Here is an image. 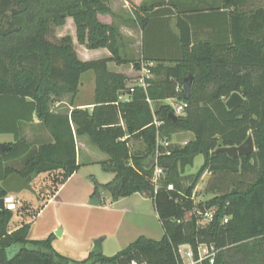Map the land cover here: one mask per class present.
I'll return each instance as SVG.
<instances>
[{
    "label": "trees",
    "instance_id": "16d2710c",
    "mask_svg": "<svg viewBox=\"0 0 264 264\" xmlns=\"http://www.w3.org/2000/svg\"><path fill=\"white\" fill-rule=\"evenodd\" d=\"M158 2L131 4L143 38L154 8L161 7ZM169 2L180 14L193 12L213 23L227 14L230 40L194 42L189 23L177 16L178 53L168 58L143 53V61L156 62L150 67L153 77L145 88L130 89L126 75L107 69L110 60H131L121 53L118 29L97 18L110 13L105 0H0V134H13L6 143L10 149L0 152V183L12 172L31 181L60 171L54 181L56 188L63 184L78 168L74 126L77 135H86L108 155L101 165L114 173L106 183L92 178L89 203L102 205L104 191L112 201L141 193L152 200L163 230L160 239L140 235L111 256L91 253L74 260L54 249L52 234L28 238L29 223L9 230L13 212L0 208V264H178L177 247L199 243L217 250L212 263L201 264H264V8H245L248 0H198L182 10L177 0ZM67 17L73 18L79 43L107 48L111 58L82 61L70 35H53ZM86 71L95 75L92 109L54 112L52 103L65 94L74 96ZM188 75L193 81L184 99L182 81ZM234 91L244 102L228 109L225 100ZM126 92L129 98L121 99ZM169 98L187 104L183 113L163 103L152 111L150 101ZM171 112L176 121L168 117ZM34 117L52 141L34 145L24 138L19 124ZM180 132H191L193 139L170 143L165 154L158 142ZM248 135L255 147L251 154H211L221 146L240 145ZM131 138L141 143L138 148L130 147ZM197 155L203 162L185 184L183 173ZM20 159L21 168L7 165ZM156 165L162 173L154 181ZM205 172L210 173L206 191L213 196L195 203L193 191ZM6 195L0 186V199ZM208 209L213 218L201 225L200 214Z\"/></svg>",
    "mask_w": 264,
    "mask_h": 264
},
{
    "label": "crops",
    "instance_id": "0c3cea01",
    "mask_svg": "<svg viewBox=\"0 0 264 264\" xmlns=\"http://www.w3.org/2000/svg\"><path fill=\"white\" fill-rule=\"evenodd\" d=\"M143 1L147 3L152 0H124L123 8L120 10V14H116L113 9V14H98L97 18L100 22L107 25H114L120 34V48L122 55L131 60L129 63L117 64L116 62L110 60L107 62V69L111 72L121 73L127 76V87L132 88L137 85V75L139 73V69L136 70V75L133 77L131 75L132 69L128 66L130 64L133 67L134 62H139L140 65L142 63H148L142 60L143 53L149 58H158V57H170L176 55L178 53V30L176 27V18L177 16L183 15L185 20L189 23L192 31V40L194 42L203 40V41H228L230 40L229 27L230 21L227 14H220L221 19H219L216 23L207 20V17H203L201 15H197L193 12H186L183 14L178 13L174 10L172 4L169 0H163L158 2L161 6L158 8H154L150 16V20L148 22L146 28V34H149L148 43L145 45L143 38V31L141 30L138 22L132 19V11H131V3L134 5H140ZM158 1V0H157ZM198 0H177L176 4H178V9L185 10L189 7V3ZM201 1V0H199ZM203 1V0H202ZM129 6V13L126 11V7ZM162 7H171L172 10L163 9ZM114 8V7H113ZM130 14V15H127ZM74 24L72 17H67ZM63 26L57 27L58 30ZM56 28V29H57ZM76 27L74 24L73 35L76 33ZM69 34H58L57 37H62ZM71 36L74 50L78 56V58L82 61H90V60H98V59H109L111 58V53L107 48H97V49H87L83 44H80L77 41V37ZM75 44H78L76 46ZM135 48V52L138 54L133 56V49L130 50V47ZM152 65H155V61H149ZM135 68V67H134ZM136 69V68H135ZM93 73V71H92ZM153 74L151 75V78ZM86 89L84 88L82 81V74L80 76L79 86L77 93L72 96L70 94H65L62 97L55 100L53 104L56 106L60 104H65L61 107H64L62 111L60 109L55 110L54 112H69L74 107L79 108H88L92 109L94 105V91H95V75L94 73L90 75L87 79ZM86 90V91H85ZM130 92H126L121 94V99L127 100L129 98ZM68 96L69 99L66 101L65 97ZM151 104H156V108L158 104L162 103V101H150ZM51 105V108H52ZM53 109V108H52ZM154 111V110H152ZM35 120L28 123L31 124ZM38 122V120H37ZM74 132L75 146H76V162L78 164L77 170L71 174L67 178V180L59 185L55 190L47 196V198L43 201L41 206H39L38 210L32 216L31 220L28 219H15L14 215L12 216L9 223V230H13L16 227L20 226L22 223H29V231L27 237L30 239H43L53 235L52 245L54 249L60 254L67 256L74 260H82L85 259L91 254V249L93 247V241L97 239L99 236H102V249L104 251L105 242H110L115 240L119 242V244H129L131 241L136 239L140 235H144L148 238H153V230L149 229L150 227H138L137 222L141 221L144 216L148 215L146 220L150 224H154L155 222H159L157 213L155 211L153 205V211L150 213L140 212L137 207L133 204V202L128 201L127 198L133 196L135 194L140 195L142 200H146V196L141 193H134L130 196L121 197L115 201L111 200V196L107 191L102 192V197L104 198V203L102 205H91L89 203V196L94 188V183L89 180L87 177L85 180H81L82 188L80 193H77L72 186L73 179L77 176L79 167L81 165H85L89 162H94L93 160H89L82 156H86L89 153L95 154V145L92 144L90 139L86 135H77L75 133V128L72 126ZM191 133V132H186ZM48 135L47 141H52L50 134L46 131ZM179 134H184V132H180L172 135L171 140ZM192 134V133H191ZM190 136V135H189ZM11 141V134H0V142ZM135 142L136 140L130 139L129 143ZM189 141V140H188ZM139 146L140 142L136 141ZM173 142V141H172ZM185 141L183 144H185ZM138 146V147H139ZM97 148V147H96ZM99 150V149H98ZM104 153V152H103ZM106 159L100 160L101 162ZM59 173L60 171H56ZM42 175V174H40ZM39 175V176H40ZM210 173L205 172L202 175V178H209ZM38 177V176H37ZM72 184V185H71ZM131 198V197H130ZM211 198V197H210ZM153 204V203H152ZM78 211L85 210L87 215L89 216L90 212L95 210L109 213L110 216H114V225L112 226V230H92L89 236L85 233L87 227L86 223L82 221H78L77 217H73L74 213ZM96 212V211H95ZM18 222V223H16ZM16 223V224H15ZM80 227L76 229V227ZM76 231V233H75ZM107 240V241H106ZM119 251V250H118ZM117 251V252H118ZM103 254V253H102Z\"/></svg>",
    "mask_w": 264,
    "mask_h": 264
},
{
    "label": "rangeland",
    "instance_id": "374dc122",
    "mask_svg": "<svg viewBox=\"0 0 264 264\" xmlns=\"http://www.w3.org/2000/svg\"><path fill=\"white\" fill-rule=\"evenodd\" d=\"M157 0H152L150 1V3L148 2V4H154ZM127 2H129V0H127ZM174 2V1H173ZM106 5H108V7L110 8V13H106V14H113V9L115 10L116 14H120V10L122 9L124 11L123 3L124 0H105ZM130 3V2H129ZM132 4V3H131ZM191 6H193V4H195V2H190ZM258 6H262L264 8V0H248V2L246 3V5L244 6L245 8H253V7H258ZM114 7V8H113ZM126 11H128L129 13V6L126 7ZM101 14V13H99ZM130 15V14H127ZM73 29H74V24L72 22H70L69 19L66 18L65 24L63 25V27L55 29L54 30V34L56 37L58 34H69L70 36L73 35ZM76 33V32H75ZM53 35L50 36V39L53 40ZM76 35V34H75ZM73 35V36H75ZM148 38H149V34H145L144 37V42L145 45L148 43ZM81 44V43H80ZM76 46L78 44H75ZM84 45V44H83ZM79 47V45H78ZM133 49V56H136L138 53L135 52V48L130 47V50ZM122 53V52H121ZM128 66L132 69L131 75H133V77L136 75V70L134 67H132L130 64H128ZM92 71H86L82 74V81H83V85L84 88L86 89L85 85L87 82V79L90 75H92ZM152 75V73H151ZM87 90V89H86ZM85 90V91H86ZM69 99L68 96L65 97V100L67 101ZM163 104H168L170 105L172 108H174L177 104H181L182 101H179L177 99H173V98H169V99H165L162 101ZM65 104H60L58 106H56L55 104L52 105V110H58L60 109L62 111V109L64 107H61ZM159 105V104H158ZM151 109L154 110L156 108V104H151ZM7 108H10L9 106ZM20 128H21V133L23 134L24 138L27 141L32 142V144L34 145H38L40 142H44L47 141V137L48 135L46 134V130H44V128L39 124V122H37V120H35L33 123L28 124V123H22L19 124ZM9 134V133H8ZM190 135V136H189ZM12 136V140L10 141H4V143H9L13 141V134H11ZM193 139V134L191 133H186L184 132V134H179L176 135L171 142L172 143H178L180 145H184L183 143L185 141L191 140ZM130 147L132 149L138 148L139 144L135 141L131 143H129ZM95 154L93 153H89L86 156H82L84 158H87L89 160H93L94 162H89L86 163L85 165H81L79 167V171L77 176L72 180L73 183H75L72 188L77 191V193H80V190L82 188V182L80 180V178L82 180H85L87 177H89V180H91L92 178L94 180H96L99 183H106L110 180H112V178L114 177V173L113 172H109L106 171L102 168L101 165V161L103 159H107L108 155L106 153L101 152L100 150H98V148H94ZM203 162V156L202 155H197L194 159L193 165L190 167H187L183 173L184 177H185V184H188L189 182V178L191 175H193L197 170L198 167L202 164ZM7 165L11 166V167H15V168H21L23 165V161L20 160H16V161H12L9 162ZM59 173H57L56 171L50 172L48 174H42L34 179H32L30 181V185L32 187V191L29 190H20L16 193H13L15 199H16V210L13 211V215L15 217V219L20 220V219H28L31 220L32 216L35 214V212L38 210L39 206H41V204L43 203V201L47 198V196L49 194H51L57 184L54 181L55 178H58ZM57 176V177H56ZM210 177V176H209ZM91 178V179H90ZM208 180L209 178H202L199 180L196 188L193 191V199L195 203H202L204 201H206L207 199H209L210 197L213 196L212 193H209L206 191V187L208 184ZM72 185V184H71ZM131 197V198H130ZM129 198H127L128 201L133 202V204L137 207V209L144 213H150L153 211V204H152V200L150 198H146V200H142L141 196L138 194H135L133 196H130ZM2 199H0V205L2 203ZM96 211V212H95ZM93 212L89 213V216L87 215V212L85 210H80L78 211L76 209L77 213L73 214V217H77L78 221H82L84 223H86V235L89 236L88 234H90V232L92 230L97 231V230H105V231H111L112 230V226L114 225V218L116 217H112L109 215V213L106 212H102V211H97L95 210ZM12 215V216H13ZM149 215V214H148ZM148 215L144 216L143 219H141V221L137 222V226L138 227H150L149 229H152L153 232V238L158 240L162 237L163 235V230L161 227L160 222H155L154 224H150L151 221H147ZM18 223V222H16ZM15 223V224H16ZM147 227V228H148ZM80 227H76V229H79ZM146 228V229H147ZM76 233V231H75ZM102 238V236H99ZM98 237V238H99ZM107 241V240H106ZM109 242H105V247L103 254L106 256H111L113 254H115L118 250L123 249L127 244H119V242L112 240L110 242V245L108 247ZM100 264V263H97Z\"/></svg>",
    "mask_w": 264,
    "mask_h": 264
},
{
    "label": "water",
    "instance_id": "95a60500",
    "mask_svg": "<svg viewBox=\"0 0 264 264\" xmlns=\"http://www.w3.org/2000/svg\"><path fill=\"white\" fill-rule=\"evenodd\" d=\"M133 67L136 69L140 68L139 62H134ZM193 77L192 75L186 76L182 81V90H183V97L187 99L189 97L191 87H192ZM244 102L243 96L237 92H232L225 100V105L228 109H233L242 105ZM168 117L172 120L176 121L177 116L174 113H169ZM10 146L6 143L0 142V152L9 150ZM255 150L253 139L251 135H248L247 138L240 144L236 146H221L216 148L211 154H215L217 152H224L229 157H238V156H247L251 154ZM0 186L7 192V193H16L20 190H29L32 191V187L30 185V176L22 177L16 172L10 173L7 177H5ZM3 201V199H2ZM0 208H3V202L0 205ZM102 238L99 237L93 241V247L91 249V253L95 255H102Z\"/></svg>",
    "mask_w": 264,
    "mask_h": 264
},
{
    "label": "built area",
    "instance_id": "2783aa9c",
    "mask_svg": "<svg viewBox=\"0 0 264 264\" xmlns=\"http://www.w3.org/2000/svg\"><path fill=\"white\" fill-rule=\"evenodd\" d=\"M152 63H142L139 68V73L137 75V85L143 88L147 85V80L151 78V70L150 67ZM187 106L185 102L181 104H177L173 110L175 114H181L184 111V108ZM161 146L166 148L165 154H169L170 151L167 150V147L172 143L167 140H160L158 142ZM158 150L156 151V155H158ZM162 173V169L155 166L153 180L156 181L158 176ZM168 189H172V185L167 186ZM3 208L15 211L16 210V199L13 193H7L3 198ZM201 225H205L213 218V209H208L205 212L201 213ZM227 219L224 218L223 222H226ZM217 250L213 244L207 243H199L193 248L190 244H181L177 247V254L179 258L178 264H201L204 260H208V262L212 263L215 257ZM129 264H137L135 261H131Z\"/></svg>",
    "mask_w": 264,
    "mask_h": 264
}]
</instances>
